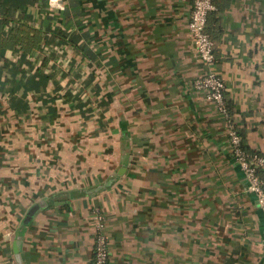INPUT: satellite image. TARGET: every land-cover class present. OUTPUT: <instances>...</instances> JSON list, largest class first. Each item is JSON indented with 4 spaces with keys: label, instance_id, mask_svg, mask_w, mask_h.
<instances>
[{
    "label": "crops",
    "instance_id": "crops-1",
    "mask_svg": "<svg viewBox=\"0 0 264 264\" xmlns=\"http://www.w3.org/2000/svg\"><path fill=\"white\" fill-rule=\"evenodd\" d=\"M192 2L0 0L48 43L0 59V264H92L97 216L108 264H264V213L193 85ZM214 5L212 67L264 155V0Z\"/></svg>",
    "mask_w": 264,
    "mask_h": 264
},
{
    "label": "built area",
    "instance_id": "built-area-1",
    "mask_svg": "<svg viewBox=\"0 0 264 264\" xmlns=\"http://www.w3.org/2000/svg\"><path fill=\"white\" fill-rule=\"evenodd\" d=\"M60 1V0H50ZM215 8L214 0H193L188 21L195 50L206 65L203 74L193 80V85L204 91L226 119L228 143L232 156L242 169L247 181V188L252 191L264 213V180L257 169L264 167V155L246 152L241 145V136L237 131L233 115L229 111L225 98V83L221 75L212 67L214 61V42L207 30L208 13ZM96 233L92 245V264H108L109 248L102 231V220L96 217Z\"/></svg>",
    "mask_w": 264,
    "mask_h": 264
},
{
    "label": "trees",
    "instance_id": "trees-1",
    "mask_svg": "<svg viewBox=\"0 0 264 264\" xmlns=\"http://www.w3.org/2000/svg\"><path fill=\"white\" fill-rule=\"evenodd\" d=\"M55 34L58 44H66L69 43V41L72 42V40L67 36L59 33ZM47 44V37L43 34L41 28L29 25L25 20L10 19L6 16L3 19H0V59H2L1 64L3 67L11 68L13 64H24L26 66L28 64L26 57L31 56L36 49L42 50L44 46H47ZM16 49L20 50L19 52L21 53V58L18 57L14 60L15 57L13 56H15L14 54ZM47 57L48 53L46 51L40 63H45ZM35 69L38 70V66H36ZM27 86L28 85L26 83L24 88L27 89ZM229 111L231 113L230 107ZM237 131L241 136V145L243 149L246 152L253 153V151H250L247 145L244 143V137L238 128ZM257 172L264 180V167H259Z\"/></svg>",
    "mask_w": 264,
    "mask_h": 264
},
{
    "label": "water",
    "instance_id": "water-1",
    "mask_svg": "<svg viewBox=\"0 0 264 264\" xmlns=\"http://www.w3.org/2000/svg\"><path fill=\"white\" fill-rule=\"evenodd\" d=\"M13 247H14V250H15V257H16V259L18 261H20V257L18 256V252H17L16 241H14Z\"/></svg>",
    "mask_w": 264,
    "mask_h": 264
},
{
    "label": "rangeland",
    "instance_id": "rangeland-1",
    "mask_svg": "<svg viewBox=\"0 0 264 264\" xmlns=\"http://www.w3.org/2000/svg\"><path fill=\"white\" fill-rule=\"evenodd\" d=\"M188 31H189V29H188ZM189 33H190V31H189ZM190 35H191V33H190ZM192 37V36H191ZM193 41V40H192ZM194 44V43H193ZM195 47V46H194ZM198 57H199V55H198ZM200 58V57H199ZM201 60V59H200ZM202 61V60H201ZM206 70V69H205ZM205 72V71H204ZM210 100V99H209ZM213 104H214V102L212 101V100H210ZM215 105V104H214ZM108 244V243H107Z\"/></svg>",
    "mask_w": 264,
    "mask_h": 264
}]
</instances>
